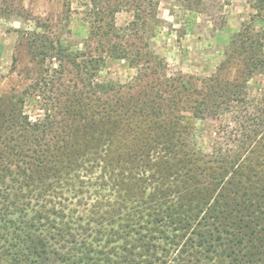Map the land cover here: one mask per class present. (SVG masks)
<instances>
[{"label":"trees","instance_id":"trees-1","mask_svg":"<svg viewBox=\"0 0 264 264\" xmlns=\"http://www.w3.org/2000/svg\"><path fill=\"white\" fill-rule=\"evenodd\" d=\"M153 1L133 0L132 20L118 27L122 4L88 0L98 54L30 32L31 57L56 67L20 95H0V254L9 264H264V86L255 80L264 0H250L254 14L213 73L163 84L145 80L159 56L129 41L155 35ZM178 2L197 12L202 0ZM111 61L136 74L127 84L100 79ZM27 102L43 114L31 119ZM207 120L215 126L202 134Z\"/></svg>","mask_w":264,"mask_h":264},{"label":"rangeland","instance_id":"rangeland-1","mask_svg":"<svg viewBox=\"0 0 264 264\" xmlns=\"http://www.w3.org/2000/svg\"><path fill=\"white\" fill-rule=\"evenodd\" d=\"M88 0H0V95L17 96L38 77L45 67H56L46 61L42 65L31 57L28 38L30 32H44L49 39L59 42L72 51L94 49L98 54L97 39L90 33L84 20ZM122 4L115 13V24L124 26L132 20L135 2L111 0ZM145 2V1H142ZM155 18H148L149 30L157 22L155 35L139 32L130 37L132 46L141 52L152 51L159 56L152 69H147L145 80L149 83L164 82L165 76L183 74L204 77L213 73L224 58L230 37L240 29L255 10L250 0H202L198 11L187 12L178 0H154ZM108 3V2H107ZM106 4V3H105ZM147 43L148 48H144ZM146 45V46H147ZM144 46V47H143ZM158 61L161 63L158 64ZM235 75L234 69L226 74ZM135 69L123 61L108 62L99 72V78L127 84ZM69 74L63 76L70 83ZM264 86V75L255 79ZM24 112L31 119L43 114L37 103L27 102ZM202 134L215 126L214 121H204ZM0 264H9L0 254Z\"/></svg>","mask_w":264,"mask_h":264}]
</instances>
